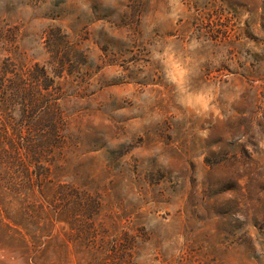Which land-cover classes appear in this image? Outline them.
I'll use <instances>...</instances> for the list:
<instances>
[{
    "label": "rangeland",
    "instance_id": "rangeland-1",
    "mask_svg": "<svg viewBox=\"0 0 264 264\" xmlns=\"http://www.w3.org/2000/svg\"><path fill=\"white\" fill-rule=\"evenodd\" d=\"M10 58L55 62L67 133L0 264H264V0H0Z\"/></svg>",
    "mask_w": 264,
    "mask_h": 264
},
{
    "label": "trees",
    "instance_id": "trees-1",
    "mask_svg": "<svg viewBox=\"0 0 264 264\" xmlns=\"http://www.w3.org/2000/svg\"><path fill=\"white\" fill-rule=\"evenodd\" d=\"M54 63L32 66L15 58L0 63V225L6 227L5 220L16 226L24 222L25 204L37 201L23 189L42 186L65 145L66 115L55 78L49 77Z\"/></svg>",
    "mask_w": 264,
    "mask_h": 264
},
{
    "label": "clouds",
    "instance_id": "clouds-1",
    "mask_svg": "<svg viewBox=\"0 0 264 264\" xmlns=\"http://www.w3.org/2000/svg\"><path fill=\"white\" fill-rule=\"evenodd\" d=\"M152 55L155 60L161 63L170 82L177 86V103L185 110L198 116L207 114L211 110L213 103L211 93L206 89L189 90L183 86V82L188 76V71L183 62L177 60L172 49L158 47Z\"/></svg>",
    "mask_w": 264,
    "mask_h": 264
}]
</instances>
